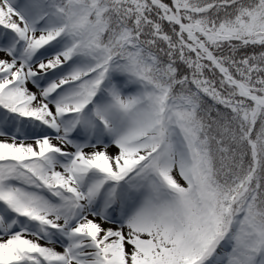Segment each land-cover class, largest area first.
<instances>
[{
    "label": "snow or ice",
    "instance_id": "6c2138e0",
    "mask_svg": "<svg viewBox=\"0 0 264 264\" xmlns=\"http://www.w3.org/2000/svg\"><path fill=\"white\" fill-rule=\"evenodd\" d=\"M0 264H264V0H0Z\"/></svg>",
    "mask_w": 264,
    "mask_h": 264
}]
</instances>
